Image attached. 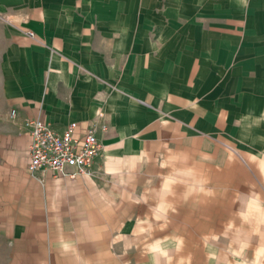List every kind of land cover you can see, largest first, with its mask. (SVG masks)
Returning <instances> with one entry per match:
<instances>
[{
	"label": "crops",
	"instance_id": "obj_1",
	"mask_svg": "<svg viewBox=\"0 0 264 264\" xmlns=\"http://www.w3.org/2000/svg\"><path fill=\"white\" fill-rule=\"evenodd\" d=\"M137 7L0 0L2 264H153L132 253L141 203L134 195L150 180L152 152L199 146L210 163L214 140L239 149L247 142L248 120L240 115L235 126V93L206 75L204 61L192 71L199 54L187 33L141 29ZM40 117L58 130L96 123L103 149L92 174L28 170L31 135L22 122Z\"/></svg>",
	"mask_w": 264,
	"mask_h": 264
},
{
	"label": "rangeland",
	"instance_id": "obj_2",
	"mask_svg": "<svg viewBox=\"0 0 264 264\" xmlns=\"http://www.w3.org/2000/svg\"><path fill=\"white\" fill-rule=\"evenodd\" d=\"M137 1L141 29L184 30L199 54L192 71L204 61L206 75L235 93V126L248 121L241 123V149L214 140L210 163L199 146L152 152L144 173L150 180L134 195L141 203L132 253L153 264H264V0ZM3 245L0 235V264Z\"/></svg>",
	"mask_w": 264,
	"mask_h": 264
},
{
	"label": "built area",
	"instance_id": "obj_3",
	"mask_svg": "<svg viewBox=\"0 0 264 264\" xmlns=\"http://www.w3.org/2000/svg\"><path fill=\"white\" fill-rule=\"evenodd\" d=\"M29 34L33 35L31 31ZM10 112L14 117L18 113L15 108ZM22 124L31 135L27 163L31 173L49 169L70 178L93 173L92 163L103 149L95 122L80 127L71 121L63 130L54 129L41 117L26 118Z\"/></svg>",
	"mask_w": 264,
	"mask_h": 264
},
{
	"label": "bare ground",
	"instance_id": "obj_4",
	"mask_svg": "<svg viewBox=\"0 0 264 264\" xmlns=\"http://www.w3.org/2000/svg\"><path fill=\"white\" fill-rule=\"evenodd\" d=\"M168 157H169V155H168ZM169 159H171V158H169ZM260 166L262 167V169H263V172H264V159H261V162H260ZM166 192V191H165ZM159 199V198H158ZM241 200V199H240ZM255 201V200H254ZM252 202V201H251ZM251 204V203H250ZM257 205V204H256ZM249 206V205H248ZM241 208V207H240ZM257 209V208H256ZM155 212V211H154ZM157 214H160L161 213V210L160 209H158L157 211ZM241 212V211H240ZM155 214V213H154ZM245 215V214H244ZM257 216V215H256ZM261 228V227H260ZM159 240V239H158ZM161 241V240H160ZM160 244H159V242H155V243H153L152 244V247H155V248H160V246H159ZM261 246V245H260ZM154 248V249H155ZM264 248V247H263ZM152 249V248H151ZM170 251V250H169ZM259 251H263L262 249L261 250H259ZM258 251V252H259ZM261 253H263V252H261ZM154 259V258H153ZM213 264V263H212ZM256 264H263V262H261V260L260 261H258V263H256Z\"/></svg>",
	"mask_w": 264,
	"mask_h": 264
}]
</instances>
